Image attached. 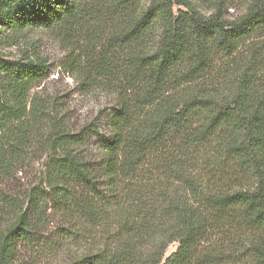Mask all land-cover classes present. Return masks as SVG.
Returning a JSON list of instances; mask_svg holds the SVG:
<instances>
[{
  "label": "trees",
  "instance_id": "16d2710c",
  "mask_svg": "<svg viewBox=\"0 0 264 264\" xmlns=\"http://www.w3.org/2000/svg\"><path fill=\"white\" fill-rule=\"evenodd\" d=\"M210 1L206 17L191 0H0V38L54 29L83 43L102 15L107 39L80 74L115 99L107 133L50 139L49 197L76 233L60 247L45 238L37 194L0 226V264H18L22 246L65 264H264V0L233 22ZM47 75L39 60L0 57L2 164Z\"/></svg>",
  "mask_w": 264,
  "mask_h": 264
},
{
  "label": "rangeland",
  "instance_id": "374dc122",
  "mask_svg": "<svg viewBox=\"0 0 264 264\" xmlns=\"http://www.w3.org/2000/svg\"><path fill=\"white\" fill-rule=\"evenodd\" d=\"M191 1L195 9L206 17L216 11L210 0ZM221 1L224 19L233 22L247 11L254 0ZM94 16H90L89 31L86 37L83 36L86 38L83 43L78 36L54 29L22 34L7 32L0 38V57L3 59L39 60L48 67L46 79L31 94L35 104L31 121L21 127L11 142L13 144L7 145L5 163L0 162V203L4 205L0 226L8 225L17 212L26 211L29 199L39 194L48 201L45 204L48 218L45 221V238L54 243L62 241L59 247L76 233L78 219L73 214L56 211L49 197L46 165L50 158V139L57 132L77 134L89 126L107 133V120L115 104L109 90L88 83L80 74L88 73L90 68L88 60H82V57L94 58L98 54V45L107 39L110 29V24L102 21V15ZM21 137L24 139L19 141ZM85 153L93 163L101 158L95 138H87ZM74 191L78 194L82 192L76 187ZM177 247V243L172 244L166 257L173 254ZM79 250L78 246L72 249L74 252ZM66 261L65 254L38 253L23 246L18 258V264H65Z\"/></svg>",
  "mask_w": 264,
  "mask_h": 264
}]
</instances>
